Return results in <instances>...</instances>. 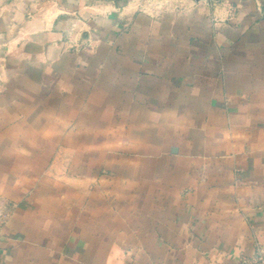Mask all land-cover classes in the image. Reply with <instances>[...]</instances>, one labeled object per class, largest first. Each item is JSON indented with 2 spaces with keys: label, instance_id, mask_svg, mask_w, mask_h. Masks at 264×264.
<instances>
[{
  "label": "crops",
  "instance_id": "obj_1",
  "mask_svg": "<svg viewBox=\"0 0 264 264\" xmlns=\"http://www.w3.org/2000/svg\"><path fill=\"white\" fill-rule=\"evenodd\" d=\"M0 264H242L264 250V0H0Z\"/></svg>",
  "mask_w": 264,
  "mask_h": 264
},
{
  "label": "built area",
  "instance_id": "obj_2",
  "mask_svg": "<svg viewBox=\"0 0 264 264\" xmlns=\"http://www.w3.org/2000/svg\"><path fill=\"white\" fill-rule=\"evenodd\" d=\"M8 217V212L0 207V235ZM242 264H264V250L259 251L255 259H253L252 261H244Z\"/></svg>",
  "mask_w": 264,
  "mask_h": 264
}]
</instances>
